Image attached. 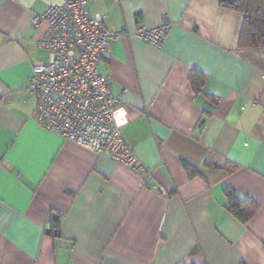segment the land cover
Masks as SVG:
<instances>
[{
	"label": "crops",
	"instance_id": "crops-1",
	"mask_svg": "<svg viewBox=\"0 0 264 264\" xmlns=\"http://www.w3.org/2000/svg\"><path fill=\"white\" fill-rule=\"evenodd\" d=\"M61 2L0 0V264H264V48L238 47L242 13L88 0L127 32L100 71L127 110L136 171L40 123L26 86L48 55L32 18ZM164 20L161 45L136 36ZM226 187L258 205L246 222Z\"/></svg>",
	"mask_w": 264,
	"mask_h": 264
},
{
	"label": "built area",
	"instance_id": "built-area-1",
	"mask_svg": "<svg viewBox=\"0 0 264 264\" xmlns=\"http://www.w3.org/2000/svg\"><path fill=\"white\" fill-rule=\"evenodd\" d=\"M87 2L62 0L33 16L34 26H44L37 45L47 51L48 59L32 63L26 91L35 97L43 128L138 171L142 164L121 134L127 110L100 71L112 42L127 32L107 28L106 15L89 14ZM169 28L164 20L155 27H138L135 34L159 46Z\"/></svg>",
	"mask_w": 264,
	"mask_h": 264
},
{
	"label": "trees",
	"instance_id": "trees-1",
	"mask_svg": "<svg viewBox=\"0 0 264 264\" xmlns=\"http://www.w3.org/2000/svg\"><path fill=\"white\" fill-rule=\"evenodd\" d=\"M220 4L243 15L238 47L264 48V0H233L230 3L220 0ZM194 76L195 73L190 78L192 84ZM190 173L194 175L197 172L191 168ZM223 195L227 209L241 222H246L258 208L254 201L248 197L240 196L230 187L223 190ZM52 230L54 233L56 232L57 222H52Z\"/></svg>",
	"mask_w": 264,
	"mask_h": 264
},
{
	"label": "water",
	"instance_id": "water-1",
	"mask_svg": "<svg viewBox=\"0 0 264 264\" xmlns=\"http://www.w3.org/2000/svg\"><path fill=\"white\" fill-rule=\"evenodd\" d=\"M223 1H225V2H229V3H230V2H233V0H223Z\"/></svg>",
	"mask_w": 264,
	"mask_h": 264
}]
</instances>
